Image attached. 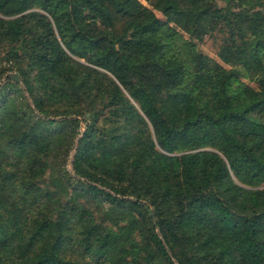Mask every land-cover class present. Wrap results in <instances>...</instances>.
Returning <instances> with one entry per match:
<instances>
[{
    "label": "trees",
    "instance_id": "1",
    "mask_svg": "<svg viewBox=\"0 0 264 264\" xmlns=\"http://www.w3.org/2000/svg\"><path fill=\"white\" fill-rule=\"evenodd\" d=\"M0 57V264H264V0H0Z\"/></svg>",
    "mask_w": 264,
    "mask_h": 264
},
{
    "label": "rangeland",
    "instance_id": "2",
    "mask_svg": "<svg viewBox=\"0 0 264 264\" xmlns=\"http://www.w3.org/2000/svg\"><path fill=\"white\" fill-rule=\"evenodd\" d=\"M145 6H147V4L143 3ZM226 5L224 2L218 1L217 2V7L218 8H224ZM155 15L162 20V16L158 13L155 12ZM182 34V36L188 40V41H192L194 42V44L196 45V49L199 53H201L202 55H205L209 58H212L213 60H215L218 63H221L219 61V59L216 56V52L218 50V45H219V37L218 36H212V37H205L203 38L201 41H197L195 39H191L189 38L188 35L183 34L182 32H180ZM0 64L7 66L9 63L6 62V60L2 57H0ZM241 82L243 84H246L247 86H249L250 88H253L256 90V85L254 84V82H250L248 80H244L241 79Z\"/></svg>",
    "mask_w": 264,
    "mask_h": 264
},
{
    "label": "water",
    "instance_id": "3",
    "mask_svg": "<svg viewBox=\"0 0 264 264\" xmlns=\"http://www.w3.org/2000/svg\"><path fill=\"white\" fill-rule=\"evenodd\" d=\"M8 77L12 78L16 83H20L19 78L16 75L13 74H8L5 79H7ZM154 224L156 225V222L154 221Z\"/></svg>",
    "mask_w": 264,
    "mask_h": 264
}]
</instances>
